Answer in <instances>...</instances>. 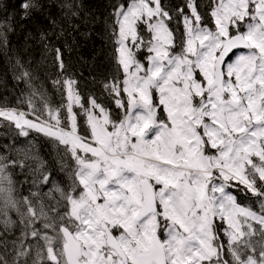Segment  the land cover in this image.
I'll return each mask as SVG.
<instances>
[{
  "label": "snow or ice",
  "instance_id": "snow-or-ice-1",
  "mask_svg": "<svg viewBox=\"0 0 264 264\" xmlns=\"http://www.w3.org/2000/svg\"><path fill=\"white\" fill-rule=\"evenodd\" d=\"M19 7L28 17L37 5ZM77 7L61 4L69 26ZM200 7L197 0L172 9L162 0L113 6L109 27L124 77L104 87L119 120L94 98L84 107L68 76L54 81L67 103L54 108L44 100L38 108L33 73L16 61V79L31 89L29 111L0 106V125L47 138L69 183L51 180L31 141L0 155V224L10 230L15 213L21 232L11 261L3 241L0 264H21L31 254L23 244L29 236L37 241L33 264H264V0H208L205 14ZM174 19L183 23L179 36ZM11 30L0 23L5 48ZM44 48L63 71L62 50ZM74 106L85 117L83 134ZM17 166L33 176L28 196L13 179ZM50 182L41 194L39 185ZM230 189L250 193L259 211L241 206ZM217 220L226 225L223 239Z\"/></svg>",
  "mask_w": 264,
  "mask_h": 264
},
{
  "label": "trees",
  "instance_id": "trees-1",
  "mask_svg": "<svg viewBox=\"0 0 264 264\" xmlns=\"http://www.w3.org/2000/svg\"><path fill=\"white\" fill-rule=\"evenodd\" d=\"M23 2L24 0H0V23L10 25L12 29L6 31V48L0 44V106L29 111L31 89L23 80L16 79L19 75L16 61L19 60L33 73L32 83L38 94L32 99L38 108H43L44 100L54 108L66 104V89L62 83L56 84L54 81H62L63 77L68 76L77 82L74 88L84 107H89L90 98H94L109 111L113 119L119 120L121 110L117 108L113 95L105 90L104 84L110 83L113 78L122 80L124 77L117 61L115 40L109 26L114 23L113 6L118 3L127 4L129 0H70L79 6L74 8L78 14L71 18L72 26L64 20L65 9L61 8V4L65 0H32L37 7L28 17H23V11L19 7ZM183 2L184 0H162L169 9L182 5ZM197 3L201 5L200 12L205 14L208 11L205 7L208 0H197ZM52 19L57 21V26L51 24ZM170 27L179 36L183 31L182 20L174 19ZM41 32L46 34L45 41L39 39ZM141 34L147 35L143 25ZM45 43L62 50L65 64L63 71L52 55L46 53ZM145 54V51H140L137 58L146 65ZM40 93L43 94V100ZM75 111L80 123L79 130L83 134L84 116L79 109L76 108ZM29 137L35 141L33 144L40 161L43 159L46 162L52 178L58 176L64 181L53 144L35 132L30 131ZM23 138L16 133L14 127L10 131L0 125V155H8L11 150L14 152L16 148L13 144L16 141L19 143ZM21 180L27 182V178ZM20 235L19 230V233L7 237V240L13 243ZM3 241L0 237V247H5ZM0 253L5 254V248H0ZM6 253L12 260V251L7 249Z\"/></svg>",
  "mask_w": 264,
  "mask_h": 264
},
{
  "label": "rangeland",
  "instance_id": "rangeland-1",
  "mask_svg": "<svg viewBox=\"0 0 264 264\" xmlns=\"http://www.w3.org/2000/svg\"><path fill=\"white\" fill-rule=\"evenodd\" d=\"M207 23H208V25L210 27H213L214 28V24L211 23V18L210 17L207 18ZM182 25H183V23H182ZM146 56H145V58H146ZM66 103H67V91H66ZM76 108L79 109V112L80 113H82V109L79 106H74V111H75ZM97 115H99V112L98 111H97ZM84 121H85V117H83V122ZM85 127H86V125H85ZM29 141H31V151L40 160V157L38 156L37 151L35 150L36 149L35 148V145L33 144L35 141H33V139L30 138L29 136L28 137H24L19 143L16 141L13 144V145H15L14 148H16V149H24V148H27V147H29ZM12 152H13V150H11L9 152V154L12 153ZM55 156H56V153H55ZM42 162H43V169L42 170L43 171H48L50 173L51 180L54 181L59 187L66 189L69 181H68V178H67V176L65 174V171H61L62 174H63L64 181H62L58 176H56L55 178H52V173L46 167V162L43 159H42ZM26 163L32 165L33 167H35V162L32 161V160L26 161ZM71 163L72 162L69 160V164H71ZM61 172L59 173V176L61 175ZM12 173H13V179L16 181V186H17V188L19 190L20 195L21 196H28L30 194V191L33 190V183H32L33 176L30 174L29 168L28 167L21 168V167L17 166V167H15V168L12 169ZM26 178H27V182L26 183L21 182L22 181L21 179H26ZM50 188H52V183L51 182L50 183H47V184H41V185H39V191L41 192V194L47 193ZM248 194H249V196L248 197H245V199H244V201L248 202L246 204L247 205L246 207H251L253 210H255V211L258 212L259 211V205L256 202V198L255 197H252L250 193H248ZM53 195H55L58 198V194L57 193H53ZM44 199H45V202L48 203V204L54 203V201L49 200L47 197H44ZM12 219L14 221H16V223L8 231L5 230V227H4L3 224H0V237H1V239H4V240L6 239L7 240V237H9V236H11L13 234L19 233V230H20L19 218H17V216L15 215V213H13L12 214ZM36 226L37 227H40L39 224H37ZM49 234H51V233H49ZM254 239H257L258 240L259 237L258 236L257 237H254ZM8 241L9 240H7V242ZM36 243H37V241L34 238H32L31 236H29L27 239H25L23 241V244H24L25 247H28V246L31 245L32 248L30 250L31 251V254L28 257L21 259V264H24V261L25 260L27 261V264H33V260L36 259V253H35V245H36ZM40 244L42 245L43 244V241H40ZM0 248L3 250V248H5V247H0ZM7 249H9L10 251H12L13 256L15 255V252L13 250V243L8 242ZM0 255H2V254L0 253ZM44 255L46 257V251H45ZM7 256H8L7 259L9 261H11V259H9V255H7ZM46 262L49 263L50 261H46Z\"/></svg>",
  "mask_w": 264,
  "mask_h": 264
},
{
  "label": "flooded vegetation",
  "instance_id": "flooded-vegetation-1",
  "mask_svg": "<svg viewBox=\"0 0 264 264\" xmlns=\"http://www.w3.org/2000/svg\"><path fill=\"white\" fill-rule=\"evenodd\" d=\"M161 115H163V113H161ZM242 187V186H241ZM229 191H233V194L236 195L238 202L241 204V206H247L246 204L248 202L244 201L245 197H248L249 194L245 195L244 192H240V191H235V190H229ZM217 225H218V231L219 234L221 235V238L223 239V231L222 229L226 227V225L221 224V222L219 220L216 221ZM225 255H227V252H225ZM46 264H51V262H46Z\"/></svg>",
  "mask_w": 264,
  "mask_h": 264
},
{
  "label": "bare ground",
  "instance_id": "bare-ground-1",
  "mask_svg": "<svg viewBox=\"0 0 264 264\" xmlns=\"http://www.w3.org/2000/svg\"><path fill=\"white\" fill-rule=\"evenodd\" d=\"M61 179V178H60ZM62 180V179H61ZM63 181V180H62ZM18 218V217H17Z\"/></svg>",
  "mask_w": 264,
  "mask_h": 264
}]
</instances>
